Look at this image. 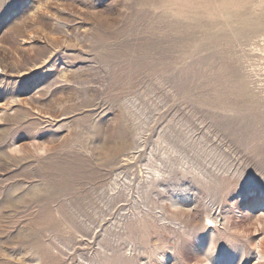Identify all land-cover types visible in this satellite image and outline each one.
Instances as JSON below:
<instances>
[{
    "label": "rangeland",
    "instance_id": "rangeland-1",
    "mask_svg": "<svg viewBox=\"0 0 264 264\" xmlns=\"http://www.w3.org/2000/svg\"><path fill=\"white\" fill-rule=\"evenodd\" d=\"M263 203L264 0H0V264H264Z\"/></svg>",
    "mask_w": 264,
    "mask_h": 264
},
{
    "label": "bare ground",
    "instance_id": "bare-ground-1",
    "mask_svg": "<svg viewBox=\"0 0 264 264\" xmlns=\"http://www.w3.org/2000/svg\"><path fill=\"white\" fill-rule=\"evenodd\" d=\"M263 207H264V203H263V205H262ZM259 213H261V214H259V215H263L264 216V209H261V211H259ZM262 238H264V235L262 236ZM264 242V239H260L259 241H258V243H257V256H260L262 253H261V248H262V246H263V243Z\"/></svg>",
    "mask_w": 264,
    "mask_h": 264
}]
</instances>
